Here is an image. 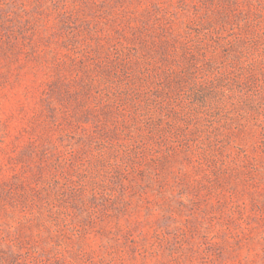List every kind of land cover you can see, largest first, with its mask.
<instances>
[{"label":"rangeland","instance_id":"1","mask_svg":"<svg viewBox=\"0 0 264 264\" xmlns=\"http://www.w3.org/2000/svg\"><path fill=\"white\" fill-rule=\"evenodd\" d=\"M0 264H264V0H0Z\"/></svg>","mask_w":264,"mask_h":264}]
</instances>
